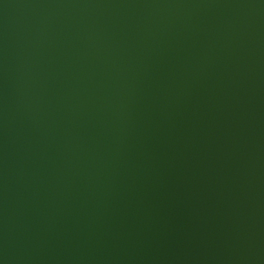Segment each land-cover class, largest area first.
I'll return each instance as SVG.
<instances>
[{
  "label": "water",
  "instance_id": "water-1",
  "mask_svg": "<svg viewBox=\"0 0 264 264\" xmlns=\"http://www.w3.org/2000/svg\"><path fill=\"white\" fill-rule=\"evenodd\" d=\"M0 264H264V0H0Z\"/></svg>",
  "mask_w": 264,
  "mask_h": 264
}]
</instances>
